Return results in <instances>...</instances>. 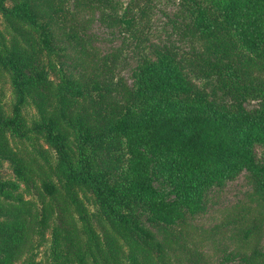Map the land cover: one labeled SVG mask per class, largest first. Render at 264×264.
I'll return each mask as SVG.
<instances>
[{
    "label": "trees",
    "instance_id": "1",
    "mask_svg": "<svg viewBox=\"0 0 264 264\" xmlns=\"http://www.w3.org/2000/svg\"><path fill=\"white\" fill-rule=\"evenodd\" d=\"M148 1L135 0L118 14L108 12L106 0H0V73L16 95L10 113L0 103V158L15 163L25 191L40 199L27 201L19 184L0 180V200L29 210L0 218V264L24 254L22 264H209L199 241L188 238L189 221L206 210L213 185L244 171L259 192L255 217L241 208L222 230L249 250L245 262L264 264V162L254 150L264 144V0H187L191 21L184 30L203 47L192 60L214 80L213 94L196 87L186 58L170 44L141 63L133 86L116 73L118 54L93 45L85 11L120 29L127 45L138 44L140 6ZM52 54L70 60L79 77L50 81ZM248 98L258 108L249 110ZM28 105L37 116L30 135ZM9 138L37 144L44 162L22 159ZM85 190L94 211L82 200ZM31 234L47 243L39 262Z\"/></svg>",
    "mask_w": 264,
    "mask_h": 264
},
{
    "label": "rangeland",
    "instance_id": "2",
    "mask_svg": "<svg viewBox=\"0 0 264 264\" xmlns=\"http://www.w3.org/2000/svg\"><path fill=\"white\" fill-rule=\"evenodd\" d=\"M108 1V12L121 14L129 4L135 0H106ZM11 3H9L10 5ZM73 2L71 1V5ZM143 11V39L138 44L125 42V35L117 28L106 26L100 19L99 13L93 11H85L83 18L88 19V34L92 38L94 46L99 48L102 54L111 55L118 54L116 73L123 76L129 83L134 85V75L144 60H154L155 50L159 47L170 44L177 48L183 58H186V68L193 83L197 88L214 93L215 83L213 79L204 78V67L192 60L202 51V45L196 38L189 35L184 28L191 21L190 6L187 0H149L141 3ZM4 27L3 20L0 16V29ZM69 53V51H68ZM191 61H188V60ZM47 75L54 84L60 82L61 77L69 80H76L80 72L73 66L66 57L59 54L47 56L46 65ZM16 101V95L12 89L10 78L6 72L0 73V103L1 106L10 113L12 104ZM245 106L249 110L258 108V101L248 98ZM27 129L30 132L34 121L37 119L36 110L33 106L28 105L23 108ZM43 150L54 156V152L49 148L43 140L39 141ZM9 145L22 159L31 161L33 158L44 162L42 156L38 153V148L32 141L26 138H9ZM255 158L258 162H264V144H255ZM15 163L9 159L0 158V180L12 181L20 185L19 192H22L28 201L36 198L39 203V197L36 193H27V185L20 180L14 173ZM154 184L159 189L168 190L169 187L161 180L155 179ZM81 193L84 204L90 211H94V198L90 190ZM208 203L203 213L190 219L191 229H188L190 236L198 240V247L209 257V264H248L242 258V255L248 253L247 248H242L240 244L234 241L231 230H222L228 220L229 214H233L241 208H245L249 216L255 217V208L259 202V192L257 186L248 171L242 172L235 180L225 181L221 185H213L208 190ZM18 212H22L24 216H28L29 210L18 211L15 206L8 205L7 202L0 200V218H11ZM74 219L77 221L78 227L81 229L82 224L78 219V215L73 213ZM261 243L260 246L264 252V221L261 225ZM196 227V228H194ZM216 228V229H215ZM153 229V228H152ZM214 230V233L212 231ZM153 231L157 233L156 229ZM46 237L50 235L46 231ZM81 236L85 239V234L81 230ZM36 249L34 250L35 261L39 262L43 259L47 243L40 245L38 235L31 234ZM161 238V236H158ZM180 252L172 255L173 260H177ZM27 255L24 254L15 264H22Z\"/></svg>",
    "mask_w": 264,
    "mask_h": 264
}]
</instances>
